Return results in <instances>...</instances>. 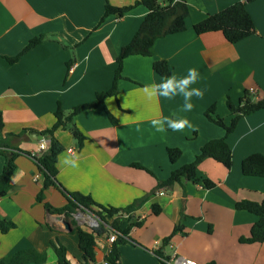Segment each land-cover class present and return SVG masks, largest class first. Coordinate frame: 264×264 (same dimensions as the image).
Segmentation results:
<instances>
[{
	"label": "crops",
	"instance_id": "crops-1",
	"mask_svg": "<svg viewBox=\"0 0 264 264\" xmlns=\"http://www.w3.org/2000/svg\"><path fill=\"white\" fill-rule=\"evenodd\" d=\"M135 1L109 0L114 7ZM244 1L189 0L185 31L156 40L152 57L124 60L117 101L107 98L103 106L76 116L75 124L86 138L81 149L69 130L54 132L64 148L57 159L59 185L103 207L126 209L129 218L122 221V227L130 218L139 223L118 246L119 264H163L156 252L168 259L172 249L199 264H264V244L239 241L250 236L257 217L234 207L240 200L260 202L264 197V178L241 172L243 159L252 154L264 156V109L241 118L226 136L232 156L229 170L212 159L198 166L197 176L213 182L214 189L184 180L171 188L159 186L174 170L191 163L207 142L224 137V129L205 116L210 107H215L212 118L229 126L232 115L227 100L236 104L244 91L255 101L264 97V0L246 5L255 34L235 45L228 44L208 21V16ZM104 6V0H0L2 142L25 134L39 135L54 126L59 109L68 114L111 88L120 51L131 42L148 10L137 5L117 19L114 15L104 17ZM36 37H43L40 44L16 62L7 61ZM159 60L166 61L177 77L187 75L190 68L198 69L200 78L192 87L202 89L204 96L193 98L191 112L182 111L181 96L156 102L141 92L146 84L163 79L152 69L153 62ZM104 107L118 121L116 126ZM157 111L166 117H186L194 128L156 132L150 118ZM122 119L128 123H121ZM41 142L10 141L18 154L10 189L0 198V220L14 227L0 232V260L34 249L46 264L48 250L53 251L52 244L59 243L67 249L70 264H79L74 231L78 224L73 216L51 214L44 207L48 204L61 210L67 204L65 198L50 186L43 192V201H37L43 176L34 158L43 152L39 150ZM168 148L181 151L175 164L168 159ZM69 158L76 166L65 163ZM4 165L0 153V175ZM152 205L161 210L157 216L152 214ZM98 211L93 207L89 212ZM177 224L182 225L181 232L163 246L162 239ZM111 248L106 237L99 238L94 264L102 263Z\"/></svg>",
	"mask_w": 264,
	"mask_h": 264
},
{
	"label": "trees",
	"instance_id": "trees-1",
	"mask_svg": "<svg viewBox=\"0 0 264 264\" xmlns=\"http://www.w3.org/2000/svg\"><path fill=\"white\" fill-rule=\"evenodd\" d=\"M104 1V17L114 15L117 19H121L128 11L137 5H142L147 8L148 14L139 26L131 42L120 51L111 88L106 92L97 93L92 102L74 107L68 114L59 109L55 113L56 122L54 126L49 130L38 133L48 138L49 146L46 151H43L42 154L34 158V160L43 176V186L40 194L37 196V201L42 202L44 190L50 186H54L59 190L67 202L66 206L61 210L52 209L48 204H44L45 209L49 213H64L67 217H71L72 214L79 209L91 211L93 207H97L99 211L96 214L100 216L104 224H108L109 219H112L116 214L126 212V209L103 207L95 203L90 197L80 193L67 192L59 185L56 178L57 159L64 148L54 138V132L59 129L69 130L76 140L78 148L81 149L86 138L75 124L76 116L85 110L103 106L107 98H114L117 101V82L121 78V69L124 60L131 56L152 57L156 40L185 31L186 20L189 16V0H137L133 4L123 7H114L110 4L109 0ZM253 1L254 0H245L244 2L235 3L214 15L208 16V21L213 30L220 32L228 44L235 45L255 34L252 18L246 9V5ZM42 39L43 37L33 38L17 57L8 58L7 61L9 63L16 62L20 56L40 44ZM152 69L156 75L162 78L172 75L171 66L164 60L153 62ZM226 104L232 115L229 126L224 125L221 119L212 118L215 111L214 106L210 107L205 113V116L210 122L224 129V137L207 142L191 163L174 170L166 181L160 183V187L171 188L175 184H181L184 180L194 184H201L205 189L212 190L215 188L213 182L197 176L198 166L205 159H212L227 170L231 168L232 156L225 142V138L234 131L241 118L264 109V97L255 101L253 95L249 91H244L236 104L232 103L230 100H227ZM104 111L110 123L116 126L118 121L105 107ZM3 125L0 112V136H2ZM24 132L32 133V131L29 130H25ZM12 138L13 137L9 139L8 143H4L0 140V153H3L5 158L4 169L0 175V198L8 193L10 189V176L15 169L14 160L18 153H15L13 149L14 146L10 143ZM167 156L169 161L175 164L181 157V151L178 148H168ZM241 172L244 176L264 178V156L261 154H252L243 159L241 163ZM234 207L236 211H244L257 217V222L251 228L250 236L248 238H240L239 241L245 244H264V197L260 202L243 199L236 202ZM151 210L152 214L155 216L161 212L157 205H152ZM122 221L121 218L113 219L111 227L113 230L126 237L133 227L139 226V223L134 221L133 218L129 219L125 227H122ZM13 227L14 225L12 223L0 220L1 233L4 234ZM181 230L182 225H175L171 234L162 239V245L167 246L168 242L177 233L181 232ZM74 231L78 236V250L81 254V262L79 264H94L96 261L95 248L97 240L102 237H107L108 230L101 224L92 230L76 226ZM124 242H126V239L121 236L117 237L116 241L112 244L110 252L105 258L108 264H119L120 254L118 246ZM52 248L57 257V264H70L67 259V249L64 246L59 243H54L52 244ZM156 254L163 260L162 254L159 251H157ZM0 264H44V259L41 253L34 249H30L12 253L2 258ZM208 264L215 263L210 262Z\"/></svg>",
	"mask_w": 264,
	"mask_h": 264
},
{
	"label": "clouds",
	"instance_id": "clouds-1",
	"mask_svg": "<svg viewBox=\"0 0 264 264\" xmlns=\"http://www.w3.org/2000/svg\"><path fill=\"white\" fill-rule=\"evenodd\" d=\"M87 60L88 57H85ZM200 78V73L196 68L188 69L187 75L177 77L175 73L171 76L165 77L160 83L146 84L141 92L149 101L158 102L160 98L165 100H172L177 96L183 98L182 111L191 112L194 108L192 102L193 98L202 99L204 96V91L200 88L192 87L196 84ZM175 115V114H173ZM150 122L156 132H165L167 129H171L174 132L183 131L185 128L193 129L194 125L186 117L173 118L163 116L159 111L155 113L153 117L150 118ZM121 123L127 124L126 119H122ZM139 131V128H137ZM65 163H70L76 166V161L72 159H66ZM48 261L46 264H54L57 257L55 256L52 249L48 250Z\"/></svg>",
	"mask_w": 264,
	"mask_h": 264
},
{
	"label": "built area",
	"instance_id": "built-area-1",
	"mask_svg": "<svg viewBox=\"0 0 264 264\" xmlns=\"http://www.w3.org/2000/svg\"><path fill=\"white\" fill-rule=\"evenodd\" d=\"M49 146V142L44 140L39 144V150L41 151H45ZM73 219L76 221V223L78 224V227L80 228H85L88 230H92L93 228H97L99 225L103 224L104 227L108 230V234H107V242L112 245L118 236L123 237L124 239H126V236L121 235V233L113 230V228L111 227V223L110 224H104L101 219L93 212H89L88 210H82L79 209L77 210L75 213L72 214ZM115 218H121L122 220H124L125 222L128 220L129 216L125 213H119L116 214L113 219ZM163 263L165 264H199L194 260H191L189 258L180 256L177 251L175 249H172L171 255L169 256L168 259H163L162 260ZM100 264H108L106 260H103L102 263Z\"/></svg>",
	"mask_w": 264,
	"mask_h": 264
},
{
	"label": "water",
	"instance_id": "water-1",
	"mask_svg": "<svg viewBox=\"0 0 264 264\" xmlns=\"http://www.w3.org/2000/svg\"><path fill=\"white\" fill-rule=\"evenodd\" d=\"M44 141V140H47L46 137L44 136H40V135H23L21 137H18V138H13L12 139V143L13 144H17L21 141H24V142H29V141Z\"/></svg>",
	"mask_w": 264,
	"mask_h": 264
}]
</instances>
